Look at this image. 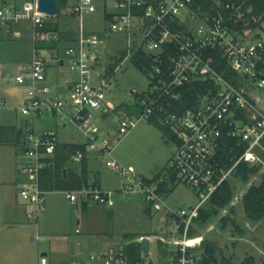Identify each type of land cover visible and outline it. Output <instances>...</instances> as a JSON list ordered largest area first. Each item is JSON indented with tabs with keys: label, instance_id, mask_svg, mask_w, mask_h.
Wrapping results in <instances>:
<instances>
[{
	"label": "built area",
	"instance_id": "built-area-1",
	"mask_svg": "<svg viewBox=\"0 0 264 264\" xmlns=\"http://www.w3.org/2000/svg\"><path fill=\"white\" fill-rule=\"evenodd\" d=\"M105 30H86L82 19L97 10L95 0H66L71 14L80 18V33L65 48L69 66L78 73L66 97L54 96L47 83V56L51 49L39 47L38 43L58 39L56 31L45 30L48 15L39 10V0H24L21 4L0 5V20L6 26L28 22L34 42V57L28 66H21L14 80L29 84V95L23 114L41 115L53 112L66 122L73 123L86 137V147L107 156V165L119 170L127 181L122 192L143 190L148 201L156 209L167 206L165 201L167 179L164 175L148 178L125 168L114 156L115 145L109 136L100 138L98 119H106L111 111H118L119 134L125 135L138 122L149 119L157 112H166L167 99L178 98L182 85L194 80L212 79L213 86L197 103L182 113H165L162 121L174 131L176 148L170 158L172 170L193 187L200 200L197 205L175 211L169 208L172 227L169 237L158 238L173 245L167 251L168 264H201L200 243L191 235L194 220L201 208L218 190L223 181L232 175L235 166L246 160L251 164H264V111L255 94L256 88L264 93V39L258 36L263 28L251 25V10L244 9V0H210L207 8L195 4L197 0H101ZM107 30V31H106ZM109 31L121 32L128 37L125 54L105 59L104 45ZM22 35V31H18ZM253 34V36H252ZM175 49V54L169 53ZM215 50L225 57L235 72V81L227 78L209 61V52ZM143 51L152 56L156 64L150 70L151 77H158L152 89L138 92L132 89L129 101L115 103L109 96L113 79L125 59ZM44 52V54L42 53ZM168 53L171 64L167 70L169 79L160 77L165 73L161 63L162 53ZM121 57L120 61L112 66ZM60 63L64 58H60ZM6 100L0 97V111ZM122 104V107L120 105ZM101 111V117L95 115ZM240 135L248 146L233 165L218 167L216 158L219 139L223 135ZM60 142L54 130L36 133L29 130L25 136L24 149L29 156L20 171L27 175L19 184L20 195L32 206L28 212L37 218L46 209L47 190L41 186V172L48 164ZM84 151L77 149L72 156L81 162ZM73 201L90 199L113 205L114 191L98 186H85L67 192ZM142 240V237L140 238ZM151 240V239H150ZM151 251V247L148 252ZM40 264H49L48 256L42 255ZM73 264H157L148 259L130 262L121 249L109 248L107 255L98 260L92 254L89 262Z\"/></svg>",
	"mask_w": 264,
	"mask_h": 264
},
{
	"label": "rangeland",
	"instance_id": "rangeland-1",
	"mask_svg": "<svg viewBox=\"0 0 264 264\" xmlns=\"http://www.w3.org/2000/svg\"><path fill=\"white\" fill-rule=\"evenodd\" d=\"M23 1L0 0V5L14 6ZM95 3L97 10L85 15L82 22L87 26L86 30L103 31L106 27L103 2L95 0ZM49 17L59 21L63 31H74L76 37L79 36L80 18L71 16L69 7ZM15 25L23 30L19 37L13 31H7V26L0 20V97L6 100L0 111V122L11 121L26 131L33 130L36 133L45 129L54 130L62 142L85 143V135L73 123L66 122L53 112L41 115L22 113L29 95V84L11 82L10 79L15 78L21 66H28L32 61L34 42L28 22ZM258 36L264 39V31H258ZM106 40V60L119 56L128 44L127 35L121 32L109 31ZM65 48L59 52L51 49L47 56V83L54 96L66 97L69 84L78 77V73L69 66ZM60 58H64L63 63H60ZM152 88L150 70H142L131 60L125 59L117 72V79H113L109 96L119 104L133 98L129 94L132 89L142 92ZM254 92L262 98L259 104L264 111V93L257 88ZM95 115L101 117V111L97 110ZM119 117L118 111H111L106 119H98L99 137H110L115 145L113 156L125 168L145 177H152L158 172L168 177L167 206L156 209L141 189L123 193L126 177L107 165L106 155L93 151L96 154L89 161V177L93 182L98 179L102 190L114 191L115 203L106 205L92 199L84 201L83 198L73 202L67 197L66 190L47 191L46 209L37 218H31L27 205L33 206L19 191L16 194L10 186L2 183L8 177L19 175L17 168L29 161V156L25 153L24 143H4L0 146V264H40L44 251L47 252L49 264L89 262L92 254L99 255L106 248L103 242L113 241L110 247L119 250L126 245L121 242H127L133 236H139L137 240H140L143 234L151 239V251L143 250V258L157 264H168L167 251L174 246L158 238L169 237L173 221L168 213L169 208L175 211L190 209L197 205L200 197L180 174L175 181L170 178V158L176 143L165 139L159 125L143 118L127 134L122 135L118 132ZM263 172L264 164L251 179L240 182L239 191H236L226 208H221L206 223L197 219L193 223L196 243H200V247L204 240L213 244L219 264H224L223 258H228L230 264H245L244 259L249 255H253L259 264L264 263V216L249 218L242 205L243 194L251 184L261 180ZM24 178L27 175L22 173L21 179ZM14 199L18 201L19 207ZM232 206L234 211H231ZM229 213L237 224L223 227L221 218ZM77 228L80 232H76ZM110 247L101 259L107 255Z\"/></svg>",
	"mask_w": 264,
	"mask_h": 264
},
{
	"label": "trees",
	"instance_id": "trees-1",
	"mask_svg": "<svg viewBox=\"0 0 264 264\" xmlns=\"http://www.w3.org/2000/svg\"><path fill=\"white\" fill-rule=\"evenodd\" d=\"M65 3L66 0H58L57 14H60L61 10L65 6ZM195 4H201L202 8H207L210 4V0H197ZM248 8L251 9L248 12V15L258 18L257 20H254L251 17L252 27H261L264 30V0H244V9L247 10ZM44 29L47 31H56L59 34V37L55 40L40 42L38 43V46L47 47L55 51L57 50V52L72 44L77 38L74 31H63L61 29V23L59 21H53L51 17L48 18ZM121 53L124 55L125 51L122 50ZM169 54H175V49ZM169 54L166 52L162 53L163 61L159 63L162 69L165 70V73L160 75V77L162 79L164 78V80L169 79V75L167 73L169 65L171 64V57H169L171 55ZM120 59L121 57H119L112 66H115ZM209 61L227 78L235 81V72L231 66L227 64L225 57L221 56V54L217 53L215 50H212L209 52ZM132 62L142 70H145V66H147L148 69H151L152 65L156 64L153 57L147 55L143 51H138L132 57ZM261 67L264 70V60L261 63ZM151 84L154 86L156 84H163V82H158V77H151ZM212 86L213 81L210 78L204 80H194L180 86L177 88L180 96L178 98L166 100V104L169 102V104H167L166 112H157L155 115L151 116L149 120L161 127L163 135L167 141H177L174 131L170 128V126L164 124L162 121L165 113H182L186 108L197 103L199 98L203 94L207 93ZM120 107H122V104ZM9 129H12L14 134H17L16 138L9 136ZM22 135V129L16 130L13 126L0 124V142H16L17 139L20 141V137H22ZM25 136L23 140H25ZM247 146V141L242 140L240 135L228 136L225 134L220 137L219 146L215 155L219 162L217 164L218 167L228 168L233 165L241 153L247 149ZM79 148L84 151V157L79 164H76L73 161L72 156ZM86 148V143L60 141L56 145L54 153L48 158V164L41 172V186L46 190L66 191L81 189L90 185L99 187V181H95L92 184L89 181L90 178L85 164ZM262 166L263 163L251 164L246 160H241L233 169L232 175L223 181L218 190L201 208L200 215L196 219L202 223H206L213 214L218 213L221 208H226V206H228L233 200L236 191H239L240 182H246L251 179L254 175L259 173ZM170 173V178L175 181V178L177 177L176 172L171 169ZM160 175L161 173L157 174L155 177ZM165 190L167 194L168 187ZM242 205L249 218L259 219L264 216V172L262 173V178L258 183H253L247 188L242 197ZM234 210L235 208L232 206L231 211ZM221 224L225 227L228 224L236 225L237 223L235 218H233L229 213L222 216ZM195 232L196 228L193 227L191 235H194ZM200 248L199 254L201 264H219V258L217 257L216 248L213 244L204 240ZM121 251L128 256L129 261L132 263L143 259L141 240H135L126 244ZM244 262L245 264H259L253 255L246 256ZM223 263L230 264V260L228 258H223Z\"/></svg>",
	"mask_w": 264,
	"mask_h": 264
},
{
	"label": "crops",
	"instance_id": "crops-1",
	"mask_svg": "<svg viewBox=\"0 0 264 264\" xmlns=\"http://www.w3.org/2000/svg\"><path fill=\"white\" fill-rule=\"evenodd\" d=\"M71 16H74L73 14H71ZM21 23H23L24 24V22H21ZM16 24H19V23H16ZM3 28V31H4V27H2ZM7 31H13L14 32V34L16 35V36H21V34H19L18 33V31H22V33H23V30L21 29V28H17L16 27V25L15 24H12L11 26H7ZM10 81L11 82H16L13 78L12 79H10ZM0 124L1 125H10V126H13L16 130H19V129H22L23 130V135H22V137H20V141L17 139L16 140V142H14V141H10V142H0V146L2 145V144H9V143H23L24 142V136H25V134L27 133V131H29V130H25L22 126H19V125H17L16 123H14V122H11V121H7V122H0ZM45 130H49V129H45ZM45 130H43V131H45ZM33 131V130H32ZM43 131H41V132H43ZM38 133H40V132H38ZM8 134H9V136H13V137H15L16 138V136H17V134L15 133L14 134V132L12 131V129H9V132H8ZM58 135V134H57ZM108 135H110V133L108 132ZM59 137V136H58ZM60 140V139H59ZM62 142V141H61ZM68 142H74V141H68ZM77 143H79V142H77ZM87 150H86V157H85V164H86V167H87V170H88V174H89V176H91V173H90V168H89V164H90V159H91V156H93V154H96V153H94L92 150H90V149H88V148H86ZM76 164L78 163L79 164V162H75ZM20 169H21V167H18L17 168V172L19 173V175L18 174H15V175H13V176H11V177H8L7 179H4L3 181H2V183L5 185V186H10L11 187V189L13 190V191H15V193L17 194V191H19V184L25 179H21V174H22V172L20 171ZM157 174H159V172L158 173H156L154 176H152V177H148V178H154ZM164 175V174H163ZM165 176V175H164ZM166 177V176H165ZM90 178V177H89ZM166 179L167 180H169L168 179V177H166ZM89 181H90V183L92 182V183H94L93 182V180H91V179H89ZM95 181H99L98 179H96ZM99 187H101V185H100V182H99ZM48 192L49 191H56V190H47ZM64 191V190H63ZM68 192V191H67ZM47 194V193H46ZM68 197V196H67ZM14 202H15V204L19 207V203H18V201L17 200H13ZM27 207H28V212L30 211V210H32V207H29V205H27ZM76 232H80L79 231V229L77 228L76 229ZM143 236H147L146 234H143V235H140V237H143ZM139 236H133V238L132 239H130V240H127V242H121V243H123L124 245L125 244H128V243H130V242H132V241H135V240H137V239H139L138 238ZM112 242L113 241H108V242H103V245H105L106 246V248H104L102 251H101V253L99 254V255H97V258H98V260H101V258L106 254V252H107V248L108 247H110L111 246V244H112ZM47 255V254H46Z\"/></svg>",
	"mask_w": 264,
	"mask_h": 264
},
{
	"label": "water",
	"instance_id": "water-1",
	"mask_svg": "<svg viewBox=\"0 0 264 264\" xmlns=\"http://www.w3.org/2000/svg\"><path fill=\"white\" fill-rule=\"evenodd\" d=\"M39 10L48 16H53L58 13V0H39ZM253 36V34H252ZM72 85H69L70 89ZM142 249L148 251L151 247V240L149 236H143L141 240ZM44 251L42 255H46Z\"/></svg>",
	"mask_w": 264,
	"mask_h": 264
}]
</instances>
